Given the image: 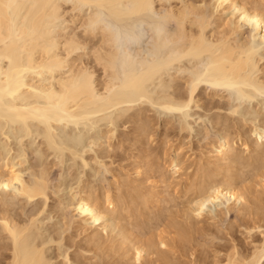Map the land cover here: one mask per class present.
<instances>
[{"label": "rangeland", "instance_id": "1", "mask_svg": "<svg viewBox=\"0 0 264 264\" xmlns=\"http://www.w3.org/2000/svg\"><path fill=\"white\" fill-rule=\"evenodd\" d=\"M218 1L220 2V0ZM218 1L195 0L197 4L203 3V7L207 6L206 9L208 8V13L209 15L211 14V26L209 25L210 27H208L210 32L218 27L219 30L227 31L240 18L239 9H236L230 2L222 3L223 5L220 7L221 4ZM257 1L246 0V6L259 5L260 7L261 5L260 8L263 7L264 9V0ZM86 6L82 8V12L84 13L81 12V14L83 15L94 8V5L91 4ZM105 6L101 7L103 14L108 13L105 14L106 17H101L113 19L114 17L111 14L112 9H106L108 6ZM85 8L86 10L83 11ZM97 8L102 11L101 8ZM100 11L97 12L100 13ZM225 22L228 23V26H226ZM63 23L65 25V22H62V27L64 26ZM250 23L248 24L247 22L245 23L247 25L244 24V27H241L245 36L248 35L250 27H252L253 22ZM72 27L75 28V31L80 36L82 33L81 29L76 28L74 24H69L67 30H72ZM139 34L143 35L141 43L134 44L135 46L132 45V47H119L117 48V52H120L118 54L122 55L121 57L126 56L129 59L131 58L138 67L139 74L146 72L145 66L147 64V66H154L153 64L156 65L157 61L165 62L164 68L157 70L147 80L148 85L145 83L144 88L147 94H144V97H134L133 101L117 103L112 108L108 107L101 111H93L87 116L84 115L85 117L79 115V118L76 117V121L72 120L71 123L65 120L62 122L58 121V123L52 121L50 122L52 126L49 123L47 126V124L37 123L36 121H29V127L23 126L21 123H13L0 115V179L1 176L7 175V169L12 164L15 165L14 170L20 171V174H22V180L25 184L32 186L36 183V180L38 182L39 179H41L40 181H44V177V182L47 183V186L45 184V187H47L45 195H42V197L36 196L33 199H29L18 191L20 189L19 183L13 184V187L11 185L8 187L0 186V216L2 213H6V216L9 214L8 217L14 219L19 226L26 227L30 223L26 227L29 229H25L26 231L24 230L23 233L27 237L26 241H28L29 235L33 236L31 237L32 242H27V244L32 243V247L34 245L35 247L43 248L49 264H133V262L134 264H145V262L146 264H152L156 260L159 262H156V264H160V260L163 258L161 256V249L164 252L167 251L166 255L169 253V257H167L168 261L166 262V258H163V264H224L226 262V255L231 253L232 249L237 250L240 254L250 252V250H253L255 243L258 244L257 241L259 242L263 238L261 233L264 230L263 226L260 227L262 229H253L250 239L247 237L248 233L243 224V218L246 219L248 217L244 216V213L239 214L236 209L237 206H234L231 201L227 202L223 197L217 199V201H213L214 203L211 201L205 202V208L203 207L205 210L203 209L204 213L202 212V217L197 216L193 210L196 207L199 184L204 179L203 175L201 176L202 170L211 168V163L213 164L216 161L214 149H216L221 139H232L234 141V150L232 152L245 157L248 155V152L244 150L241 140L238 139V131H241L244 135L242 138H248L249 142L255 140V137L259 139V142L264 141V131L259 136H256L252 131L256 124L259 126L264 124V93L256 92L255 94L251 90L252 88L248 87L249 90L247 91L253 92L249 93L251 97L239 99L234 95L232 96L230 90L227 91L222 87H213V89L211 88V84L208 85V82H201L198 85L199 90L197 88L195 92V96L199 100L197 104L192 101L189 106L184 107L185 110H181L182 112L179 109L178 111L174 109L175 107L173 106L175 105L166 110L163 105L172 104L175 102L178 94L181 95L188 92V86L185 81L186 78L189 79L190 73L192 76L194 71L197 72L198 66L199 71L202 69V71L204 70L203 73L206 72L205 66L204 68L200 67L202 63H204L202 65H205V62L202 60V63H200V59L198 61L197 58L196 60L194 57L191 58V56L178 58L179 56L176 53L171 55L169 43V46H166L165 43L166 50L161 57L157 58L155 46L157 43L163 41L162 36L157 38L150 25H145V29H142V32ZM81 37L86 38L89 42V47L85 50H78L75 57L76 55L77 58L80 56L79 58H81L83 64L92 67L95 72L96 82L100 83L104 79L103 72L99 66L92 62L93 57L91 53L92 45H94V40L95 42L97 41V37H85L84 35ZM258 53L262 59L258 63L260 71L257 73V76L264 80V44L263 47H260ZM175 54L177 55L176 58H178V61L176 59L177 62L172 61ZM144 57L149 58L148 61L147 59L144 60ZM79 62L80 60L77 63ZM194 67L195 69H193ZM123 75V73L120 74V77ZM121 85V82L117 83L113 87L114 89L112 88V91L122 94L123 87ZM98 87L100 88V86ZM212 91H216V95ZM236 106H239V108L236 109ZM231 107H233V110H231ZM186 122L189 126L186 125ZM47 137H50L51 143L47 142ZM250 145L252 146V144ZM175 158L178 159L179 165L173 166V159L175 160ZM141 164L143 172L138 175L137 170ZM44 172L46 173L45 175ZM104 191H109L119 197L123 196V198L121 197L123 205L115 213L116 215H114L115 218L113 220L108 217L106 221H104L105 219L102 220L104 222L101 226L100 224L94 225L91 219L78 215L79 213L74 207V201L85 193L97 195L103 201ZM141 196L144 198L148 197L149 204L145 208H143L144 205L141 203L143 200ZM229 206H231L230 209H228ZM108 208H111V205ZM168 217L171 220L170 223H168L170 221ZM173 222H176V224ZM185 223H187L186 227L189 225L193 230L191 236L185 241L186 243L182 242L180 238L175 239L176 241L173 240L172 238L177 235L176 227L179 229L181 225L185 226L183 225ZM31 224H35V226ZM165 225L170 226V228L168 226L166 228ZM124 227L130 230L131 235L134 232L133 234L136 235V239L138 235L144 241L146 239L150 240L159 234L157 238L155 237V240L158 241L159 236L165 234L158 231L164 230L166 232L165 239L167 240L168 238L167 247L159 245V249L161 250L159 251L158 245L157 247L156 245L154 246L162 258L158 259V254H155V252L152 258L150 256L152 253L148 254L147 257L145 256L142 260L143 263L135 262L131 253L133 243L130 245V248L127 247V245L129 246V242L125 243L126 246L120 248V242H122V236L124 235ZM0 229L3 231L1 219ZM29 230L30 234L27 235ZM174 230H176L175 233ZM1 231L0 264H10L12 251L14 250L12 245L13 240L8 239V237L6 238V232ZM119 231L121 232L119 233ZM23 234L22 236L24 237ZM134 237L130 236V239L132 238L133 241H136ZM109 240L112 242L111 245ZM169 241L171 243H168ZM96 244L97 246H95ZM98 244L100 245L98 246ZM179 246L181 252H179ZM110 247L112 248L110 249ZM126 247L130 253L124 249ZM150 259L151 262H149ZM262 262H264V259Z\"/></svg>", "mask_w": 264, "mask_h": 264}, {"label": "bare ground", "instance_id": "2", "mask_svg": "<svg viewBox=\"0 0 264 264\" xmlns=\"http://www.w3.org/2000/svg\"><path fill=\"white\" fill-rule=\"evenodd\" d=\"M225 2H230V4L233 5L236 9H239L240 18L238 17L239 19L237 20V22H234V25L232 27H229L230 29L227 31L222 29L219 30L218 27L217 29H213L210 32L208 30V27L211 26V14L209 15L208 8L206 9L207 6L203 7V3L199 5L197 4V2H195V0H0V115L6 117L7 120L12 121L13 123H21L23 124V126L25 125L29 127V121H36L37 123L40 122L43 124H47L48 126V123L50 124V122L52 121L58 123V121L62 122L65 120L67 122L70 121L71 123L72 120H75L79 115L87 116L93 111H101L108 107L112 108V106L116 105L117 103L134 100L133 97H128L121 93L112 91V88L117 83L121 82L119 80L117 64L132 68L135 66V63L131 58L129 59L128 57L124 56L126 52L123 55L124 58H121L118 54L120 52H117V48L119 47L116 46L117 41L115 38V33L113 29L108 25L107 21L101 17L105 16V14L108 13L104 10L106 13L103 14V9L101 7H106L105 5L108 6V8L106 9H112L111 14L114 18L120 19L125 23L124 31L129 35L133 43H135L140 36L139 33L142 32V29H145V25H150L151 28L153 27L162 35V37H160L163 39V41L159 42V45L162 44L165 46L166 43V46H169L170 44L171 48L169 46V51L172 52L171 55H173V53H176L179 56L178 58L182 56H191V58H197L198 61L200 59V63H202V60L203 62H205V65H202L204 63H202L201 65L200 63L198 64L201 68H204L205 66L206 72L203 73L204 70L202 71V69H200L201 71H199L198 66V73L194 71L192 76L190 73L189 79L186 78L185 81L188 86V92L186 91V94H178L177 98L175 97V102H173L172 104L170 103L168 105L167 103H164L167 104L166 106L163 105L166 110L167 108H171L172 105H175L173 106L175 107L174 109H176L177 111L179 109L180 112H182L181 110L184 109V107L186 108L187 106H189L192 101L197 104L199 100H197L195 92L201 82H208V85H212V87L210 86L211 88L222 87L227 91L230 90L232 96L234 95L239 99L251 97L249 93L253 92L247 91L249 90L248 87H251V90L254 91L255 94L256 92L264 93V80L257 76V73L260 71L258 63L262 59V57L259 56L258 51L260 50V47H263L264 44V9L263 7L260 8L261 5L260 7L259 5L247 7L246 5L248 1L246 2V0H220V7L223 5L222 3ZM88 4L94 5L92 11L86 13L85 15L81 14L82 8H84V6ZM97 7L101 8L102 11L98 10ZM85 10L86 8L83 11ZM97 11H100V13ZM62 22H65V25L63 23V27ZM247 22L248 24L250 22H253V24L252 27H250L248 35L245 36L241 27ZM69 24H74L76 28H80L83 33L81 34L85 37L94 36V38H98H96V42L94 40V45H92V48H90L93 57L92 62L99 66V68L103 72L104 79H102L100 83L98 82L99 84L96 82L95 72L93 71L92 67L88 66L87 64H83V62H81V58H79L80 56L77 58L76 55L75 57V54L78 50H85L89 47V42L86 40V38L84 39L83 37H81V34L79 36L74 27H72V30L70 31L67 30L69 28ZM227 24L228 23H226V26H228ZM257 36L259 37V39ZM176 54L174 60H172L173 62L176 61V59L178 61V58H176ZM145 59L147 58L144 57V60ZM79 60L80 62L77 63ZM172 61L171 63H173ZM193 69H195V67ZM145 77V75H131L126 80V86L128 87V89L135 92L136 97L138 98H142L145 96L144 94H147L145 93L144 89L145 83L148 85L146 81L147 78ZM98 86H100V88ZM212 92L215 95L217 93L216 91ZM232 108L233 107H231V110H233ZM238 108L239 106L236 109ZM57 123L55 124L57 125ZM74 124L76 123L74 122ZM186 125H188L187 122ZM50 126L52 125L50 124ZM146 129L148 128L146 127ZM252 131L256 136L262 135L264 131V124H261L260 126L256 124L254 126V130ZM237 136L238 139L241 140V144L244 146V150L248 152V155L245 157L232 152L234 150V141L232 139H219L220 141L216 146V149H214L216 153V161L213 162V164L211 163V168L202 170L203 173L201 174V176L203 175L204 179L199 184L197 191V193L199 192L198 198L196 200V207H193V212L195 211L197 216H201L203 209L205 208V202L217 201V199L223 197V199H226L227 202L231 201L234 206H237L236 209L239 214L244 213V216L246 215L248 217L246 219L243 218V224L247 229V237L250 239L252 237L251 231L253 229L255 230L257 228L259 229L262 226L264 227V141L259 142V139L255 137V140L249 142L248 138H242V136L244 135L241 131L237 132ZM48 141L49 143L52 142V140L50 141V137H47V142ZM250 144H252V146ZM173 164V166L179 165L178 159H173ZM14 166L15 165L11 164V166L7 169V175L3 174L4 176H1L0 186L8 187L11 185V187H13V184L16 185V183H19L20 189L18 188V191H20L22 195H26L29 199H33V197L36 198V196L42 197V195H45V192L47 191V187H45V184L47 186V183L44 182L45 177L44 181H40L41 179H39V182L36 180L35 184L29 186L22 180L23 178L21 176L22 174H20V171L18 170L19 172H17L16 170H14ZM142 167V164L138 167V175L143 172L141 169ZM45 174L46 173L44 172V175ZM103 197L104 199L103 201H101L97 197V195L94 196V194L92 195L91 193L80 195L74 201V207L79 213L77 214L87 217V219H91L94 225L100 224L101 226V224L106 221V218L108 217L109 219L113 220L115 218L114 215H116L115 213L119 209H121L123 205V196H121V198L115 194L110 193L109 191H104ZM141 198H143L141 203L142 205H144V207H142L145 208L146 205L149 204L147 200L148 197L144 198L141 196ZM110 205L111 208H108ZM240 205L242 206L240 207ZM103 206H105L106 208ZM230 208L231 206L228 207V209ZM8 216H6V213H2L0 219L2 220V229L6 232V238L8 237V239L10 238L11 240H13L12 245L14 250L12 251L13 253L12 259H10V264H49V262H47L48 258L46 259L43 248H39L37 246L35 247L34 245L32 247V243L29 244L30 242H32L31 237L33 236L29 235L30 239L28 238V241H26L27 237L23 233L25 229H29L26 227L29 226L30 223L28 224L27 222L28 225H25L26 227L19 226V224L15 222L14 219H10L11 217L9 218ZM170 222L171 220L168 223ZM173 223L176 224V222ZM186 224L187 223L183 224L185 226L181 225L179 229H177V227L175 226L177 235L174 236L173 234V240L180 238L182 242H185L191 236L193 230L191 227H189L190 222L188 227H186ZM33 225L35 226V224ZM167 226L165 225L166 228ZM168 227L170 228V226ZM194 228L197 229L195 226ZM176 230H174V233ZM160 231L161 233L164 232L165 234L159 236L158 241L155 240V237L157 238V235L159 234L155 235L154 238H152L154 240H147L145 238L147 241H144L142 238L140 239L138 235L136 239V235L133 234L134 232L132 231L133 233L131 235L130 230L124 227V232L122 230L124 235L122 236V242H120V248L126 246L125 243L127 242H129V246L127 245V247L130 248V245L133 243L132 249L134 251L132 252L131 249V253L133 254L132 257L135 262H142L145 256L147 257L148 254L151 253L152 254L150 256L152 258L153 253L155 252V254H158V259H161V256H163V258H166L167 262V257H169V253L167 254L168 256L165 254L167 253V251L164 252L163 249H161L162 255H159V251H161L159 249V245H162L164 247L167 245L168 241V238L167 240L165 239L166 232L162 229L158 232L160 233ZM120 232L121 231H119V233ZM261 233L263 235V238L261 241H259L260 243L258 241V244L255 243L253 250H250V252L247 253L240 254L237 250L232 249V252L226 255V262L224 264L264 263L262 262L264 259V230L261 231ZM22 234L24 235V237L22 236ZM28 234H30V230L27 235ZM169 234L167 233V235ZM0 236H2V234H0ZM130 236H135L134 239H136V241H133L132 238L130 239ZM170 241L168 243H171ZM27 242L29 243L27 244ZM111 244L112 242L110 241V245ZM29 245H31V247H29ZM99 245L100 244H98V246ZM155 245L156 247L158 245L157 248L159 249V251L154 248ZM95 246H97V244ZM111 248L112 247H110V249ZM126 248L124 249L130 253L129 249ZM179 252H181V250ZM163 258L160 260V264H163ZM149 262H151V259ZM156 262L158 261L156 260Z\"/></svg>", "mask_w": 264, "mask_h": 264}, {"label": "water", "instance_id": "3", "mask_svg": "<svg viewBox=\"0 0 264 264\" xmlns=\"http://www.w3.org/2000/svg\"><path fill=\"white\" fill-rule=\"evenodd\" d=\"M105 20L107 21L108 25L113 29V31L115 33V38H116V41H117L116 45L118 47H123V46H129L130 47V46H132L134 44H137V43L141 42L142 35H140L138 37V39L136 40V42L133 43L132 39L124 31L125 23L122 20H120V19H105ZM151 29L157 35V38L162 36L161 33L158 32L157 30H155L153 27ZM165 50L166 49H165L164 45H162V44L159 45V43H157L156 46H155V55L157 56V58L161 57V55L164 53ZM121 58H124V57H121ZM164 66H165V62H163V61H159L154 66H152V65L151 66H147L146 65L145 67H146L147 71L144 72L143 74H139L138 73V67L136 65L134 67H132V68H129V67H124L121 64H117V70H118L119 79L121 80L122 87H123L122 94L125 95V96H128V97H133V98L136 97L135 92L131 91L126 86V80H127V78L129 76H131V75H145L146 76L145 78H147V80H148V79H150L152 77L154 72H156L157 70L163 69ZM152 72H153V74H152ZM122 73L124 75L120 77V74H122Z\"/></svg>", "mask_w": 264, "mask_h": 264}]
</instances>
